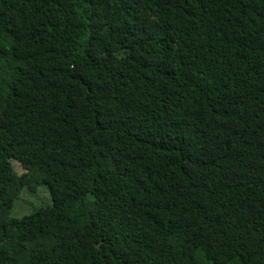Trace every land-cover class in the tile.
Here are the masks:
<instances>
[{"label": "trees", "instance_id": "trees-1", "mask_svg": "<svg viewBox=\"0 0 264 264\" xmlns=\"http://www.w3.org/2000/svg\"><path fill=\"white\" fill-rule=\"evenodd\" d=\"M0 264H264V0H0Z\"/></svg>", "mask_w": 264, "mask_h": 264}, {"label": "rangeland", "instance_id": "rangeland-1", "mask_svg": "<svg viewBox=\"0 0 264 264\" xmlns=\"http://www.w3.org/2000/svg\"><path fill=\"white\" fill-rule=\"evenodd\" d=\"M15 171L20 174L22 171L19 166L14 163ZM51 201L44 186L37 187L33 192L23 190L19 197L15 200L14 205L10 211L13 217H20L28 214L31 210H35L46 205H50Z\"/></svg>", "mask_w": 264, "mask_h": 264}]
</instances>
